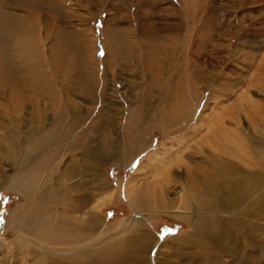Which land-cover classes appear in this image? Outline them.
<instances>
[{
    "label": "rangeland",
    "instance_id": "374dc122",
    "mask_svg": "<svg viewBox=\"0 0 264 264\" xmlns=\"http://www.w3.org/2000/svg\"><path fill=\"white\" fill-rule=\"evenodd\" d=\"M17 1L6 8L7 14H0L13 19L18 30L27 27L24 31H29L28 41L22 44L30 46L33 72H43L50 78L58 71L64 78L72 77L70 89L76 91L79 85L75 77L96 79V74L102 76L105 71V78L110 87L115 84L116 97L126 112L142 95L146 102L150 101L144 107L149 112L144 137L152 147L144 148L141 154L121 161L128 154L125 148L130 147L124 142L122 124L111 129L108 137L109 146L118 156L96 154L105 132L92 127L88 145V149L93 148L91 165L88 162L91 180L87 181L92 190L81 215L90 212L101 196L111 198L98 213L106 230V243L121 241L135 223L157 242L142 255L146 264L168 260L169 264L207 263L204 257L178 262L173 251L187 250L184 243L194 248L192 251L202 249L201 256L214 254L216 258L209 264H242L232 262L227 252L216 253L196 236L203 229L199 221L204 215L197 211L194 197L199 196L200 185L210 176L223 192L220 202L234 199L233 208L217 217V223L222 219L234 222V252L243 250L240 254L256 257L259 264H264V0ZM120 48L122 56H114ZM75 91V95L70 93L71 100L84 110L90 108V102L85 104V94ZM104 91L110 94L109 89ZM91 92L93 100L96 95ZM25 105L29 107L28 114L35 111L30 104ZM38 105V112L51 118L53 112ZM89 115L90 120L98 121L97 111ZM128 117L134 119L131 114ZM136 143L137 139L131 141L133 147ZM60 154L50 165L41 163L42 159L34 163L49 167L48 173L35 175L36 189L38 185L43 187L46 176L53 171L59 177L63 174L67 185L86 181L85 172L84 176L81 172L64 178L67 170L83 165L82 149L78 148L73 156L62 151ZM0 170L6 178L12 177L5 162L0 161ZM93 170L107 184L102 192L94 189L97 178ZM225 180H233L234 185L224 186L221 181ZM3 183L4 179H0V186ZM36 189L35 198L29 199L21 192L0 188L1 221L14 212L21 214V219L30 217L31 206L39 196ZM175 195L189 198L193 206L190 212L183 214L173 208ZM56 205L57 215L62 214L63 207ZM55 209L50 210L51 214ZM13 229L0 231V264H40L43 253L35 255L30 238ZM123 242L125 247L130 240ZM17 244L22 245L20 254L7 256L9 247L13 249ZM134 244L133 241L130 247ZM131 250L122 252L127 255Z\"/></svg>",
    "mask_w": 264,
    "mask_h": 264
},
{
    "label": "bare ground",
    "instance_id": "6f19581e",
    "mask_svg": "<svg viewBox=\"0 0 264 264\" xmlns=\"http://www.w3.org/2000/svg\"><path fill=\"white\" fill-rule=\"evenodd\" d=\"M13 2L15 0H2L0 2V13L7 14L6 11L8 9L6 8H9ZM2 14H0V161L6 163L12 177L10 179L6 178V173L0 170V179H4V183L0 188H5L13 193L21 192L29 199L35 198L34 189H36L37 178L35 175L48 173L49 171V167L41 163L50 165L54 159H57L62 154H60L61 151L68 152L69 155L73 156L75 151H78V148L82 149L83 155L85 154L83 165H78L73 170H67L65 172L67 175L64 178H67V176L70 178L85 172L84 180L86 181L84 183L81 182V184L73 182L75 184L67 185L61 177L63 174L60 178L53 171L50 176H46L45 183L44 180L42 181V184L44 183L42 188H40V185L37 186L35 191H37L39 196H37L36 202H32L31 210L33 212H29L31 213L30 217L21 219V214L14 212L11 213L7 220L2 219L4 220L3 222L0 218L2 225L0 231L10 227L14 228L13 232L29 237L33 244L32 248H30L32 249L31 251H34L35 255L43 253L41 258L39 257L40 264H146L147 260L143 259L142 255L149 253L152 246L155 243L157 244V242L145 230L138 228L137 224L134 223L135 228L128 229V231H126L127 229L124 230L127 236L121 238V241L111 245L106 243V236L104 235L106 230L103 229L98 213L109 203L110 197L101 196L92 204L90 212L85 215H81V212L85 210L91 198L89 191L92 190V187L87 181L91 180L88 179L90 177L88 162L91 165L90 157L92 156L93 148L90 147L91 150L88 149V145L93 135L92 127L103 128L105 132L101 138L102 146L99 150L97 149L96 154L107 157L118 156V153L114 154L109 146L108 137L111 134V129L120 127L121 124L125 130L124 142H126V146H130L125 148V154H128L121 161H125L136 154H141L144 148L150 149L152 147L148 143L147 138L144 137L148 133L145 125L149 114L144 107H146L148 102L150 104V101L146 102L145 96L142 95L139 100H135L137 103L136 105H134L135 103L133 104L134 108L131 106L132 109L126 112L116 97L115 91L117 88L115 84L112 83L111 88L108 79L105 78V71L103 73L104 76H99V73L96 74V79L87 76L85 78L75 77L74 81L76 80L75 83L79 85L76 91L74 88L70 89L72 77L64 78L58 71L50 78L43 72H33L34 62L31 63L29 60L30 52H28L30 46H23L22 44L28 41L27 34L29 31H27V34L24 31L27 27L24 30L16 29L12 23L13 19ZM120 51L122 52L123 49L120 48L118 52H114V56H122ZM138 53L140 54L139 51ZM26 54L27 57H25ZM22 59H25V61H22ZM92 64L97 70V63L93 62ZM56 86H59V89H56ZM105 89H109V95L105 93ZM92 90L96 95L93 100L89 95L92 94ZM74 91L77 94H85V104L89 105L90 102L92 104L90 108L87 107L84 110L85 107L71 100L70 93L73 95ZM26 103L35 109L32 114H28L29 107L25 105ZM38 103L46 106L48 111L53 112V114L50 113L51 118L49 116L45 117L44 113L38 112V107L40 106ZM102 103L104 105L100 107ZM127 103L129 102L127 101ZM97 107H100V109H96ZM94 111L98 113V121L90 120L89 114ZM130 114L133 115L134 119L128 117ZM100 115H104V119H101ZM125 115H127L126 118H124ZM48 119L51 120L48 126H45V122ZM131 127L134 129L131 130ZM60 130L61 132H59ZM134 136L137 137L133 138ZM133 139H137L136 147L131 144ZM41 159V163L38 162V165L34 164ZM100 159L101 157L97 161L99 162ZM121 161L118 162L120 163ZM94 172L95 178H97L94 189L102 192L106 189L107 184L99 174H96V171ZM227 172L229 171L227 170ZM221 182L224 183V186L234 185L233 180ZM199 191V196L196 194V197H194L196 201L194 205L197 204V211H201L204 217L199 221L203 229L197 231L196 236H200L202 241L210 245L216 253L226 254L227 252L232 262L235 260L236 262H242V264H259L258 258L251 255L246 257L240 254L243 250L240 253V250H237L236 253L234 252L233 221H224L225 219H222L217 223L218 215L233 208L234 199L231 201L224 199L225 202H220L223 192L217 188L215 179L210 176L206 177L203 185H200ZM188 199L177 195L173 201L174 204H172L173 208L183 214L190 212L192 202L190 203ZM240 200L238 199V202ZM56 204L61 205L64 209L60 215L56 213L58 209L54 208V205L57 206ZM54 209L55 213L51 214L50 210L53 211ZM78 213L80 214L76 216ZM129 233L132 234L129 235ZM123 240H130V242L123 247ZM133 241L135 244L130 247ZM31 243L29 242L30 245ZM184 246L187 250L181 251V253L173 251L175 255H178L177 261L179 259L194 261L193 259L204 257L207 261L206 264H209L216 258L211 252L207 256H201L203 253L202 249L196 252L192 251L194 248L189 249L185 243ZM21 247V244L13 245V249L9 247V251L12 252H7L6 250L7 253L5 254L12 258L13 255L20 254ZM56 247L58 248L56 249ZM127 248L129 250L133 248V250L125 255L122 251ZM238 255L242 260L238 259ZM127 259L128 261H125ZM169 263L168 260V262L163 264ZM199 264H201L200 261Z\"/></svg>",
    "mask_w": 264,
    "mask_h": 264
}]
</instances>
